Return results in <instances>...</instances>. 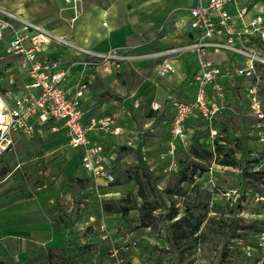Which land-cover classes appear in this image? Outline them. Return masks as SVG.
Wrapping results in <instances>:
<instances>
[{
    "label": "crops",
    "instance_id": "crops-1",
    "mask_svg": "<svg viewBox=\"0 0 264 264\" xmlns=\"http://www.w3.org/2000/svg\"><path fill=\"white\" fill-rule=\"evenodd\" d=\"M85 2L89 5L88 0H80L76 8L71 5L65 6L70 15L68 20L75 21L71 25L75 32L66 33L67 29L62 28L64 26H58L59 31L56 30V33L71 37V41H73L72 36H75L79 41L74 40V42L85 44V47L94 51L112 50L119 42L118 38L106 37L112 28L103 34L97 33L102 38L100 42L90 39V35L95 32L91 26V21L95 18L94 13L89 9L83 17L78 14L79 11H85L90 6H85ZM240 2L241 5L251 3H242L241 0ZM194 3L195 0H189V5L186 7V20L183 25L185 39L177 41L178 43L174 42L159 52L188 44L193 40V31L188 21L189 7ZM262 4L264 5V2L251 7L252 11L246 18L249 19ZM230 9L234 14L237 13L234 7ZM106 13L104 9L98 15L103 16ZM104 23L107 24V22ZM250 38L253 41L256 37ZM96 44L98 46H95ZM125 51L124 49V54ZM48 52L51 55L60 54L66 61L77 58L72 49L58 44H54ZM207 55L225 70L219 77V82L224 85L228 101L227 108L215 120L219 134L211 137L208 131V138L213 148L216 145L221 148H230L234 145V141L229 140V137L223 139L225 136L218 126L220 122L218 119L221 116L237 114L235 105L238 102H244L243 109L249 113L250 99L246 95L245 86L251 84L253 79L234 73L236 66L248 63L245 58L235 56L227 50L211 49L208 50ZM171 57L175 71L168 73L165 79L161 78V81L156 86L153 85L146 96L134 89L129 92L128 85L113 75L114 66L110 63L94 68L84 67L82 64H76L73 67L72 81L80 80L88 85L82 97L85 123L88 125L91 119L111 116L115 119L111 127H120L119 134L101 127H92L88 131L92 143L102 144L108 163L115 173L127 162L150 166V169H153L156 163L161 161L157 156V149L160 148L161 142L165 144L166 149L165 153H161L162 157L170 159L167 149L174 110L168 95L174 94L185 101L193 100L197 89L189 81L200 69L197 52L194 50ZM5 58L9 59V68L16 69L18 71L16 75H19L18 78L14 74L8 81L0 78L2 92L11 99L14 95L25 92L29 77L25 70L20 68L17 58L12 56ZM13 58L16 61L14 65L10 62ZM178 59L181 61L178 62ZM115 71L118 72L119 68ZM258 72L260 92V85L264 80V67L258 66ZM114 77L116 80H113ZM102 81L105 83L102 84ZM148 97L151 101L147 105ZM153 102H158L160 108L153 109ZM141 112L146 119L136 123L135 114L140 115ZM198 121L202 120L195 114L187 121L190 128L188 142L197 131L196 129L200 130L196 127ZM138 124L149 132L145 138L138 129ZM206 128L207 126L205 131ZM23 139L29 140V144L39 142L36 146H30L33 152H30L29 158L13 160L10 168H3L0 172L1 264H114L111 254L113 248H118L132 264H152V259L147 253L152 247V244H149L152 236L148 235L150 227L140 226L139 211L134 219L127 220L126 213L121 210L120 200L125 197L127 183L120 182L117 176L114 182H110L85 169L82 165L83 149L72 147L68 143L69 133L62 123L52 120L45 123L37 122L36 131L33 134L14 131L11 147L0 155L12 154ZM130 139L133 141L132 145H128ZM180 141H178L177 150ZM240 145V148L244 149L264 147V141L255 139L247 141L241 138ZM244 149H240L241 154ZM235 155H238L237 152ZM260 155L264 157L263 153ZM36 178L39 179L37 187L32 184ZM22 182H26V185ZM106 202L117 203L116 207L120 210L104 208ZM104 234L107 237L104 238ZM141 238L144 239L139 245L138 239ZM108 247H111L109 249L111 255L108 253Z\"/></svg>",
    "mask_w": 264,
    "mask_h": 264
},
{
    "label": "rangeland",
    "instance_id": "rangeland-1",
    "mask_svg": "<svg viewBox=\"0 0 264 264\" xmlns=\"http://www.w3.org/2000/svg\"><path fill=\"white\" fill-rule=\"evenodd\" d=\"M241 1L248 3L254 0ZM88 2L90 6L85 2L84 5L89 7L87 9L85 7L86 10L82 11L83 13L79 11L78 14L83 17L89 9L94 13L95 18L91 21V26L95 32L90 35V39L100 42L102 38L97 33L103 34L112 28L109 32L107 31L106 37L118 38V45L113 49L124 47L125 54L130 56L129 59L120 61L119 65L110 62L114 66L113 75L128 85L129 92L134 89L146 96L153 85L156 86L161 78H166V75L161 76L158 73L160 64L166 57L160 55L159 51L174 42L185 39V26L183 25L189 0H88ZM0 4L25 18L39 22L48 28H55L54 32L59 31L58 26H64L62 28L67 29L66 33L75 32V29L71 27L75 21L68 20L70 15L65 9L66 5L71 4L66 0H0ZM104 9L107 13L99 16L98 13ZM70 38L68 39L71 40ZM72 38V42L79 41L75 36ZM74 43L81 45L78 42ZM2 53V44H0V56ZM180 59L178 62L181 61ZM10 62L14 65L16 61L13 58ZM9 64L8 58L0 59V78L8 81L14 74L19 78V75H16L18 71L10 69ZM118 68L119 71H115ZM115 77L113 80H116ZM104 83L102 81V84ZM260 88V97L264 101V80ZM146 99L147 105L150 104L151 98ZM243 104L244 102H238L235 105L237 114L221 116L218 119L220 121L218 126L225 136L223 139L229 137V140L234 141L232 147H224L223 150L231 151L238 161L236 166L219 165L212 159L204 160L195 156L190 151L191 141L188 142V140L179 142V148L175 154L177 165L173 166L170 164L171 159L162 157L161 153L166 152L165 144L163 142L159 144L157 156L161 161L156 163L153 169L148 166L153 175L157 177L156 189L148 185L145 189L146 198L158 199V192H161L167 185H175L177 171L181 165H189L191 166L189 173L192 177L183 182L185 193L166 194V201L170 203L172 199L176 200V206L179 207L181 214L186 206L196 204L194 212L203 219V223L198 241L191 247L186 246L182 253L166 240L168 222L160 220L154 223L148 228V235L152 236L149 244H152V247L147 253L152 259V264H251L246 255V248L256 241V232H258L256 229L264 226V200L257 198L259 195H264V183L252 176H246L243 169L247 171L264 170V157L260 155L264 154V147L244 149L240 148V142L241 138L247 141L248 139L264 141V123L245 111ZM135 118L136 123L146 119L142 112L140 115L136 113ZM138 126L145 138L149 132H146L142 125L138 124ZM196 127L200 129H196L195 132L198 138L213 149L210 144L211 140L208 138V130L207 128L206 131L204 130L205 122H196ZM253 129L259 131L255 132ZM28 141L23 139L12 154L0 155V172L3 168H10L13 160L29 158L30 152H33L32 147L38 145L39 141L34 144H29ZM240 149H244L243 154ZM37 151L39 152L38 149ZM236 152L238 155H235ZM142 168L137 163L127 162L115 173L120 182L127 183V192L123 198L126 201L121 202L120 200V204L129 207V212L126 214L127 220L135 218L138 214V206L144 201V198L138 194L139 184L136 179L137 175L143 172ZM38 182L39 179L36 178L32 184L37 187ZM22 183L26 185V182ZM234 187L237 192L228 198L224 192ZM174 189H176L175 186ZM166 211V208H159L156 213ZM235 220L239 225L252 223L255 227L247 230L237 229L241 235L234 234L231 223ZM142 239L144 238L138 239L139 245ZM109 249L111 247H108L110 254Z\"/></svg>",
    "mask_w": 264,
    "mask_h": 264
},
{
    "label": "built area",
    "instance_id": "built-area-1",
    "mask_svg": "<svg viewBox=\"0 0 264 264\" xmlns=\"http://www.w3.org/2000/svg\"><path fill=\"white\" fill-rule=\"evenodd\" d=\"M80 0H66L77 7ZM262 0H254L241 5L240 0H195L189 7V27L193 31V40L185 45L168 48L160 55L166 57L160 64L161 76L175 71L172 55L188 50L197 52L200 69L189 81L197 89L191 101H185L174 94L168 98L174 113L170 126V141L167 155L173 166L177 165L175 154L178 141L189 137L188 119L194 114L205 122L209 135L216 137L219 132L215 126L217 116L228 106L225 88L219 82L224 69L209 58L208 50H227L235 56L247 60L246 65L236 66L234 73L238 76L252 78L251 84L245 86L250 99L249 113L264 122V103L259 97L260 74L258 66L264 67V5L259 7L249 19L247 14L251 7L258 6ZM237 11L234 14L230 8ZM256 37L255 39L250 38ZM0 44L3 54L17 58L21 69L25 70L29 82L23 94L7 98L0 88V153L8 150L13 143V132L20 131L33 134L36 123L54 121L62 123L69 133L68 143L83 149L82 165L95 176L110 182L116 180L114 169L107 160L106 152L100 143H92L88 131L92 127L108 128L114 134L120 133V127H111L115 119L111 116L91 119L85 123V111L82 97L88 87L86 82L72 81L73 67H98L104 63H114L130 56L124 54V47L100 52L75 44L67 37L54 32L51 28L17 14L0 4ZM54 44L72 49L76 59L64 60L60 54L51 55L48 50ZM4 69V67H3ZM153 109H159L158 102L152 103ZM130 139L128 145H132ZM237 192L236 188L224 192L228 198ZM264 200V195L257 196ZM103 237H107L106 234ZM111 254L114 264H132L128 258L113 248ZM246 255L251 264H264V227L257 233L254 244L246 248Z\"/></svg>",
    "mask_w": 264,
    "mask_h": 264
},
{
    "label": "trees",
    "instance_id": "trees-1",
    "mask_svg": "<svg viewBox=\"0 0 264 264\" xmlns=\"http://www.w3.org/2000/svg\"><path fill=\"white\" fill-rule=\"evenodd\" d=\"M190 148L191 153L195 156L204 160H214L215 162L223 165L236 166L238 161L233 156L231 151H224L221 146L216 145L213 149L206 146L203 141H201L197 134L194 133L190 138ZM259 159V158H257ZM250 161V160H248ZM143 172L137 175V183L139 184L138 194L144 198L142 204L138 206V211L140 212L141 227H152L154 223L160 220H165L168 222L166 229V240L180 253L183 249L188 246L191 247L201 235V226L203 219L194 212L196 204H190L186 206L185 211L181 214L179 207L176 206V200L172 199L169 202L166 201V194L179 195L184 194L183 182L189 180L192 174L189 173L191 166L181 165L177 171V178L175 180V185H167L161 192H158L159 198L152 200L146 198V187L151 185L153 189H156L157 177L149 170L148 166H143ZM197 169V168H196ZM195 169V170H196ZM194 170V172H195ZM243 173L246 176H252L257 180L264 183V170L259 171H247L243 169ZM193 172V173H194ZM117 182V181H116ZM174 186L176 189H174ZM126 201V199H121V202ZM115 202H106L104 208L108 210H120L116 207ZM121 210L123 213L129 212V207L121 204ZM159 208H166V212L156 213ZM255 227L254 224L239 225L238 221H233L231 223V229L234 234L241 235L237 232V229H251ZM264 227V226H263ZM263 227L256 229L258 232L263 229ZM256 232V236L257 233ZM1 264V263H0Z\"/></svg>",
    "mask_w": 264,
    "mask_h": 264
}]
</instances>
